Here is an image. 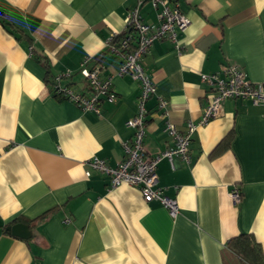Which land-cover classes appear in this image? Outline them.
Here are the masks:
<instances>
[{
    "label": "crops",
    "instance_id": "1",
    "mask_svg": "<svg viewBox=\"0 0 264 264\" xmlns=\"http://www.w3.org/2000/svg\"><path fill=\"white\" fill-rule=\"evenodd\" d=\"M171 1L190 23L178 47L156 39L142 57L168 111L155 95L146 103L151 155L172 145L167 119L180 130L200 120L211 96L202 74L236 64L264 83V0ZM135 4L0 0V264H249L230 247L240 232L254 236L264 257V103L224 100L218 116L196 126L189 161L158 162L157 185L176 199L175 217L135 186L112 187L87 163L97 156L114 166L133 132L126 120L139 82L115 74L119 59L106 40L124 32ZM141 10L156 20L150 2ZM85 57L111 76L116 95L100 101V115L53 94L54 77L67 69L61 83L87 93L78 73ZM16 223L28 226L27 237L8 229Z\"/></svg>",
    "mask_w": 264,
    "mask_h": 264
},
{
    "label": "built area",
    "instance_id": "2",
    "mask_svg": "<svg viewBox=\"0 0 264 264\" xmlns=\"http://www.w3.org/2000/svg\"><path fill=\"white\" fill-rule=\"evenodd\" d=\"M150 2L155 11L156 20L145 21L142 6ZM125 35L111 33L107 40V50L119 59L116 75L129 74L139 82V93L136 100V111L126 120V125L133 129L129 139L122 141L124 157L114 166L103 159L93 156L87 161L91 169L97 170L110 179L112 187L128 184L138 188L144 201L158 200L175 217L179 206L176 199L169 197L157 185V164L162 158L173 160L180 157L189 161V143L191 135L199 124L206 123L218 116L226 99L247 98L252 103H264V83L254 82L247 73L236 64H225L218 71L202 74V81L208 86L210 100L204 107L197 123L188 121L185 130H180L169 119L165 129L171 138L172 145L151 155L144 146L145 125L148 108L146 103L151 96H157V107L168 115L166 99L156 94V86L142 65V57L156 39L167 38L178 47V36L190 23V19L180 10L177 2L171 0H136L135 6L125 16ZM85 57L79 66L78 73L86 81L87 93L75 91L68 84L61 83L62 78H69L71 70L67 69L54 77L53 94L75 103L82 110L94 111L100 115V101L114 100L111 76H101V66L92 67ZM86 175L90 170H86ZM229 195L234 203L240 200L237 188L230 190ZM68 222L69 219L64 220Z\"/></svg>",
    "mask_w": 264,
    "mask_h": 264
},
{
    "label": "trees",
    "instance_id": "3",
    "mask_svg": "<svg viewBox=\"0 0 264 264\" xmlns=\"http://www.w3.org/2000/svg\"><path fill=\"white\" fill-rule=\"evenodd\" d=\"M0 19L3 20V16H0ZM2 22L5 26L6 22L4 20ZM7 24L10 25L9 22H7ZM125 33V31L123 33H118V37L124 36ZM42 62L46 68L49 66L46 60H42ZM42 216L43 215L40 217ZM229 243L230 247L249 264H264L261 246L251 233L240 232L238 235L231 238Z\"/></svg>",
    "mask_w": 264,
    "mask_h": 264
},
{
    "label": "water",
    "instance_id": "4",
    "mask_svg": "<svg viewBox=\"0 0 264 264\" xmlns=\"http://www.w3.org/2000/svg\"><path fill=\"white\" fill-rule=\"evenodd\" d=\"M0 13H1V11H0ZM8 229L12 233L17 234V235H21L24 237H27L29 234L28 226L26 224H23V223H16V224L8 227Z\"/></svg>",
    "mask_w": 264,
    "mask_h": 264
}]
</instances>
